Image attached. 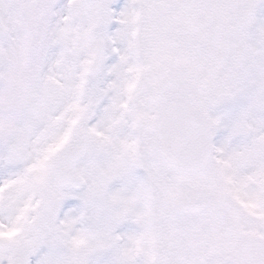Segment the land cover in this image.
<instances>
[{
  "label": "snow or ice",
  "instance_id": "obj_1",
  "mask_svg": "<svg viewBox=\"0 0 264 264\" xmlns=\"http://www.w3.org/2000/svg\"><path fill=\"white\" fill-rule=\"evenodd\" d=\"M0 264H264V0H0Z\"/></svg>",
  "mask_w": 264,
  "mask_h": 264
}]
</instances>
